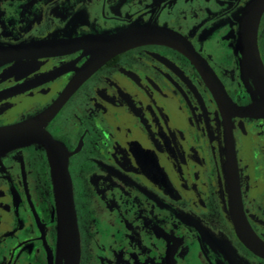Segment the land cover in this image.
Returning a JSON list of instances; mask_svg holds the SVG:
<instances>
[{"label":"flooded vegetation","instance_id":"1","mask_svg":"<svg viewBox=\"0 0 264 264\" xmlns=\"http://www.w3.org/2000/svg\"><path fill=\"white\" fill-rule=\"evenodd\" d=\"M251 1L0 0V48L151 27L186 41L210 74L145 44L97 68L48 121L72 186L78 264H264L231 216L236 200L264 247V98L240 40ZM256 48L264 74V7ZM89 56L1 65L0 127L45 112ZM51 170L39 144L0 156V264H64Z\"/></svg>","mask_w":264,"mask_h":264},{"label":"water","instance_id":"2","mask_svg":"<svg viewBox=\"0 0 264 264\" xmlns=\"http://www.w3.org/2000/svg\"><path fill=\"white\" fill-rule=\"evenodd\" d=\"M264 7V0H252L247 6L241 24L242 57L247 71L255 79L264 98V74L256 48L257 20ZM145 44H166L182 52L204 75H210L207 68L195 57L193 50L179 36L169 31L151 27L131 28L106 38L89 37L73 41L37 42L15 48H0V66L22 59L47 57L75 49H85L89 59L74 75L57 100L44 112L20 123L0 127V156L22 146L39 144L46 150L51 163V174L54 183V194L58 212V254L64 264H78L79 248L76 218L73 208L71 182L67 173L66 159L60 145L45 131L46 124L54 117L72 92L83 83L97 68L103 66L114 56ZM211 79V78H210ZM238 115H248L252 109L232 107ZM232 175V174H230ZM229 175V180L233 178ZM236 200L231 212L235 231L238 236L248 242L250 248L264 255V247L250 234L248 227L239 213Z\"/></svg>","mask_w":264,"mask_h":264}]
</instances>
